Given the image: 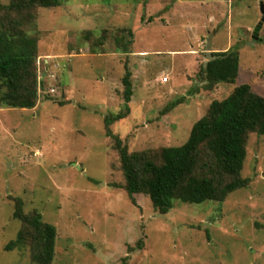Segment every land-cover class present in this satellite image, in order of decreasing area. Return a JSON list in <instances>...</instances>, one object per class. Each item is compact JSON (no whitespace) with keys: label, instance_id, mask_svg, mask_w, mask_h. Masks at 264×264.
<instances>
[{"label":"rangeland","instance_id":"rangeland-1","mask_svg":"<svg viewBox=\"0 0 264 264\" xmlns=\"http://www.w3.org/2000/svg\"><path fill=\"white\" fill-rule=\"evenodd\" d=\"M23 13L13 12L39 38L38 100L31 109L0 103V264H38L29 240L6 249L22 229L16 197L55 225L52 264H264V135L246 138L247 187L223 201L176 199L162 214L148 195L129 198L104 124L123 107L126 65L130 113L110 128L129 151L184 144L212 101L239 84L264 96V42L252 37L260 0H62ZM127 29L124 53L114 37ZM235 45L237 81L206 88L198 73L211 52Z\"/></svg>","mask_w":264,"mask_h":264},{"label":"trees","instance_id":"trees-1","mask_svg":"<svg viewBox=\"0 0 264 264\" xmlns=\"http://www.w3.org/2000/svg\"><path fill=\"white\" fill-rule=\"evenodd\" d=\"M62 0H11L0 8V103L12 108L31 109L38 100L39 81L36 57L39 38L22 29L24 11L37 6L56 7ZM30 14V13H28ZM104 36H102L103 38ZM133 31L114 37L116 48L130 52ZM103 44V43H102ZM240 45L225 51L211 52L198 76L206 88L220 82L235 83L240 71ZM122 78L123 107L104 118L107 136L113 139L125 177V189L136 203L135 194L148 195L154 208L164 214L174 200L203 203L223 201L238 189L247 187L250 179L241 172L246 158L248 133L264 135V96L248 83L237 85L223 100H213L208 112L197 120L187 141L179 146L153 151H129L127 144L112 132L110 126L130 113L133 95L132 72L126 65ZM172 103L170 107H175ZM13 216L22 223L18 239L6 245L11 250L17 243L29 240L31 257L38 264H52L55 256L56 227L43 220L39 211L26 213L23 200L15 198ZM122 264H126L123 260Z\"/></svg>","mask_w":264,"mask_h":264},{"label":"water","instance_id":"water-1","mask_svg":"<svg viewBox=\"0 0 264 264\" xmlns=\"http://www.w3.org/2000/svg\"><path fill=\"white\" fill-rule=\"evenodd\" d=\"M260 11L262 13V18L260 23H258L253 31V39L263 41L264 42V37H260V31L264 23V1L260 0Z\"/></svg>","mask_w":264,"mask_h":264}]
</instances>
